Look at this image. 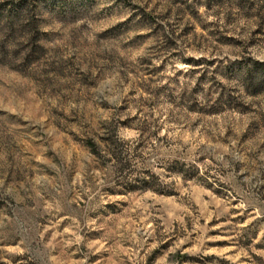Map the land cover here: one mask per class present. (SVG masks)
<instances>
[{
    "label": "rangeland",
    "instance_id": "374dc122",
    "mask_svg": "<svg viewBox=\"0 0 264 264\" xmlns=\"http://www.w3.org/2000/svg\"><path fill=\"white\" fill-rule=\"evenodd\" d=\"M0 264H264V0H0Z\"/></svg>",
    "mask_w": 264,
    "mask_h": 264
},
{
    "label": "trees",
    "instance_id": "16d2710c",
    "mask_svg": "<svg viewBox=\"0 0 264 264\" xmlns=\"http://www.w3.org/2000/svg\"><path fill=\"white\" fill-rule=\"evenodd\" d=\"M263 79L261 77H255V74L249 70L247 73V78L245 80V86L247 89L252 90L253 95L259 94L262 90ZM104 143V156L107 157L114 166V171L116 177H119L118 185H120L125 190H133L136 188L151 190L158 194H166L167 190L164 184L158 181L153 174H148L143 177H138L134 174L133 170H130L131 159L126 154L125 145L117 135L115 134L114 139H111L109 142ZM90 152L101 158V150L99 146L95 143L89 144Z\"/></svg>",
    "mask_w": 264,
    "mask_h": 264
}]
</instances>
